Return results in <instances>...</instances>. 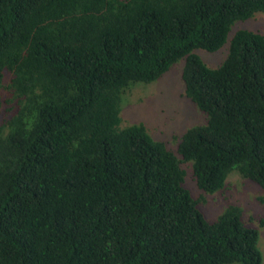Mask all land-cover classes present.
I'll return each mask as SVG.
<instances>
[{
    "label": "trees",
    "instance_id": "16d2710c",
    "mask_svg": "<svg viewBox=\"0 0 264 264\" xmlns=\"http://www.w3.org/2000/svg\"><path fill=\"white\" fill-rule=\"evenodd\" d=\"M258 13L264 0H0V264H262L243 209L208 221L184 185L190 164L205 194L230 173L264 192V35L237 29L215 68L194 53ZM182 58L206 118L169 146L124 123L121 96Z\"/></svg>",
    "mask_w": 264,
    "mask_h": 264
},
{
    "label": "rangeland",
    "instance_id": "374dc122",
    "mask_svg": "<svg viewBox=\"0 0 264 264\" xmlns=\"http://www.w3.org/2000/svg\"><path fill=\"white\" fill-rule=\"evenodd\" d=\"M237 29H248L264 35V14L258 13L245 21L235 22L226 42L218 50L208 52L195 49L194 53L198 54L208 67H217L224 60L229 40ZM183 64L182 58L157 80L147 84H135L121 96V117L124 123H143L155 140H165L164 143L169 146H174V138L180 137L188 127L204 123L205 114L182 96ZM189 166L190 168L185 166L187 172L184 185L193 196H198L199 192L205 196L206 202L200 206L205 218L213 221L229 203L239 205L245 216L252 219V224L246 221V218L245 222L259 231L258 248L264 264V226H261V219H264V192L256 184L240 179L236 173H230L222 190L205 194L197 189L191 177V165Z\"/></svg>",
    "mask_w": 264,
    "mask_h": 264
}]
</instances>
